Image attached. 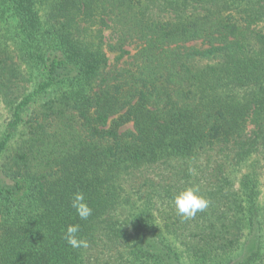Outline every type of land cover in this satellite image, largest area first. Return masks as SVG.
Segmentation results:
<instances>
[{
	"label": "trees",
	"instance_id": "obj_1",
	"mask_svg": "<svg viewBox=\"0 0 264 264\" xmlns=\"http://www.w3.org/2000/svg\"><path fill=\"white\" fill-rule=\"evenodd\" d=\"M0 102V264H264V0H0Z\"/></svg>",
	"mask_w": 264,
	"mask_h": 264
},
{
	"label": "clouds",
	"instance_id": "obj_2",
	"mask_svg": "<svg viewBox=\"0 0 264 264\" xmlns=\"http://www.w3.org/2000/svg\"><path fill=\"white\" fill-rule=\"evenodd\" d=\"M174 206L176 212L182 219L194 218L198 211H204L209 204V201L200 193L196 186L187 187L174 195ZM71 207L75 209L80 220H87L93 209L86 201L83 192L73 194ZM80 232L79 224H70L67 226L64 233V240L73 248H87L88 241L78 236Z\"/></svg>",
	"mask_w": 264,
	"mask_h": 264
},
{
	"label": "rangeland",
	"instance_id": "obj_3",
	"mask_svg": "<svg viewBox=\"0 0 264 264\" xmlns=\"http://www.w3.org/2000/svg\"><path fill=\"white\" fill-rule=\"evenodd\" d=\"M7 115V109L5 108L4 104L0 102V129L4 125V118Z\"/></svg>",
	"mask_w": 264,
	"mask_h": 264
}]
</instances>
